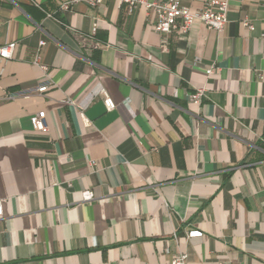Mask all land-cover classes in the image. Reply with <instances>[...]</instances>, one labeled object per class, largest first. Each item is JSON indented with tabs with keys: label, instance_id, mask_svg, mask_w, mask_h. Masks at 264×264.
Returning <instances> with one entry per match:
<instances>
[{
	"label": "crops",
	"instance_id": "0c3cea01",
	"mask_svg": "<svg viewBox=\"0 0 264 264\" xmlns=\"http://www.w3.org/2000/svg\"><path fill=\"white\" fill-rule=\"evenodd\" d=\"M64 1H0V264H264V0L168 35Z\"/></svg>",
	"mask_w": 264,
	"mask_h": 264
},
{
	"label": "built area",
	"instance_id": "2783aa9c",
	"mask_svg": "<svg viewBox=\"0 0 264 264\" xmlns=\"http://www.w3.org/2000/svg\"><path fill=\"white\" fill-rule=\"evenodd\" d=\"M3 1V0H0ZM110 0H67L61 3L59 12L71 11L77 4L83 3L91 8H99ZM120 6H127L129 13L136 7L142 6L149 11H153L156 14L157 22L154 25V30L159 34H171L175 31L182 34H187L192 29L193 25L197 22L204 24L208 29L214 30L219 34L225 31L228 24V12L230 9L231 0H209L205 6L200 10H191L182 5L181 0H160L158 2H150L149 0H115ZM53 17V15H48ZM98 24H94L93 31L97 30ZM243 26L249 31H254V26L249 20L243 22ZM16 43H10L6 46L0 47V58L3 60H10L13 57L16 49ZM44 45V43H41ZM36 65L37 62H36ZM45 70H47L45 68ZM213 73V69L207 71V75L210 76ZM52 87L50 82H46L40 86L37 90L39 94L46 93ZM206 88L197 90L194 94L188 96V99L193 104L200 106L203 99L206 96ZM15 94H8V99H15ZM72 103V102H71ZM104 103L108 111H113L117 108L114 100L104 94ZM82 118L88 124L89 120L84 117V113H81ZM37 127L40 131L47 129L45 114H39L36 121ZM94 200L93 192L86 191L83 193V201L88 202ZM4 215V209L0 203V217ZM190 238L202 237V233L193 231L189 233ZM189 256L187 254H180L175 257L171 264H188Z\"/></svg>",
	"mask_w": 264,
	"mask_h": 264
}]
</instances>
